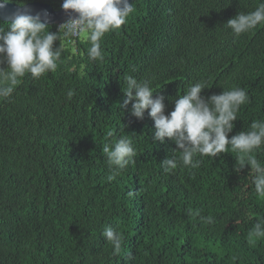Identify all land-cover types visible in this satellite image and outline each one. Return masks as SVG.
I'll use <instances>...</instances> for the list:
<instances>
[{
  "label": "trees",
  "instance_id": "trees-1",
  "mask_svg": "<svg viewBox=\"0 0 264 264\" xmlns=\"http://www.w3.org/2000/svg\"><path fill=\"white\" fill-rule=\"evenodd\" d=\"M260 2L133 0L126 23L101 41L103 61L88 60L87 37L61 34L57 69L38 80L26 74L0 99V264H264V239L248 235L264 217V197L247 167L232 170L237 153L197 155L198 168L166 173L161 161L174 142L153 144L148 110L137 119L131 103L121 107L131 75L164 96L165 114L196 82L209 86L204 97L244 88L249 101L229 138L264 119V24L238 37L223 27ZM109 130L137 150L113 181L102 150ZM253 155L264 161V147ZM208 216L212 224L201 219ZM105 226L122 234L120 255Z\"/></svg>",
  "mask_w": 264,
  "mask_h": 264
},
{
  "label": "clouds",
  "instance_id": "clouds-1",
  "mask_svg": "<svg viewBox=\"0 0 264 264\" xmlns=\"http://www.w3.org/2000/svg\"><path fill=\"white\" fill-rule=\"evenodd\" d=\"M12 2L0 0V11ZM17 3L18 7L7 16L6 22L0 24V99H9L14 92L13 86L26 74L38 80L45 73L57 69V61H60L64 48L61 43L54 47V42L61 41L62 36L67 39L87 33L90 44L88 60L103 61V37L124 25L134 12V3L129 0H63L61 7L68 14V19L53 32L50 31V15L46 10L33 13L26 0H17ZM260 24H264V0L251 12L239 11L223 27L238 37ZM125 81L126 88L122 91L126 98L121 107L127 108L131 103L129 111L137 119H143L148 110L154 121L151 142L162 144L169 138L176 146L171 158L161 161L166 173H172L178 167L198 168L201 160L196 158L197 155L216 158L231 149L237 153L232 170L239 174L247 167L255 192L264 197V161L253 155L264 147V119L252 121L249 130H241L229 138L240 107L249 101L244 88L233 87L204 97L202 90L209 86L196 82L183 94L177 93L174 109L165 114V98L153 96L156 91L149 80L138 81L129 75ZM68 95L70 97L72 92ZM113 136V131L109 130L108 142L102 149L110 170L108 181L115 180L131 163H135L137 156L132 139L121 135L112 140ZM127 195L133 197L136 193L130 190ZM196 215L199 216V212ZM201 219L208 224L214 222L212 216ZM102 235L112 245L113 254L120 255L123 251L122 234L111 226H105ZM248 235L250 240L264 239V217L254 223ZM127 258H132L131 252L127 253Z\"/></svg>",
  "mask_w": 264,
  "mask_h": 264
},
{
  "label": "water",
  "instance_id": "water-1",
  "mask_svg": "<svg viewBox=\"0 0 264 264\" xmlns=\"http://www.w3.org/2000/svg\"><path fill=\"white\" fill-rule=\"evenodd\" d=\"M132 1L133 0H129L130 3ZM26 3L33 13L46 10L50 15V21H51L50 24L61 23L66 19H68V14L65 12V10L62 9V7L59 9H54L50 4L39 0L28 1ZM17 7L18 4L14 2L8 4L3 11H0V19L6 20L7 16Z\"/></svg>",
  "mask_w": 264,
  "mask_h": 264
},
{
  "label": "rangeland",
  "instance_id": "rangeland-1",
  "mask_svg": "<svg viewBox=\"0 0 264 264\" xmlns=\"http://www.w3.org/2000/svg\"><path fill=\"white\" fill-rule=\"evenodd\" d=\"M80 37L86 38L87 37V33L80 34Z\"/></svg>",
  "mask_w": 264,
  "mask_h": 264
},
{
  "label": "bare ground",
  "instance_id": "bare-ground-1",
  "mask_svg": "<svg viewBox=\"0 0 264 264\" xmlns=\"http://www.w3.org/2000/svg\"><path fill=\"white\" fill-rule=\"evenodd\" d=\"M64 22V21H63ZM62 23V22H61Z\"/></svg>",
  "mask_w": 264,
  "mask_h": 264
}]
</instances>
